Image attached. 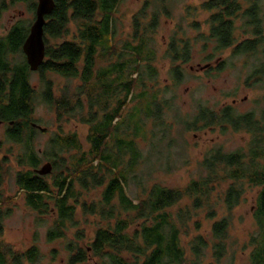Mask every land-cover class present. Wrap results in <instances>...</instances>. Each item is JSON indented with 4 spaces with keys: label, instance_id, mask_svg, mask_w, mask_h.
I'll list each match as a JSON object with an SVG mask.
<instances>
[{
    "label": "trees",
    "instance_id": "1",
    "mask_svg": "<svg viewBox=\"0 0 264 264\" xmlns=\"http://www.w3.org/2000/svg\"><path fill=\"white\" fill-rule=\"evenodd\" d=\"M14 1L28 3L29 11L34 14L35 0ZM53 1L54 8L45 17L43 29L45 57L38 68L43 86L42 102L53 107L58 118H72L76 115L89 118L88 123L91 125L87 141L90 148L83 151L75 134L55 135L49 143L51 153L45 156L52 169L59 171L52 181L55 192L44 176L32 170L19 172L17 185L25 193L26 204L32 210L44 213L46 202H53L57 217L47 233L48 241L64 236L66 224L72 222L75 214L72 202L78 203L81 192L102 188L99 203H92L88 207L83 204L82 210L88 211L90 215L98 214L103 220H114L112 227H99L85 249L67 245L69 256L66 264H84L88 251L101 264H199L202 250L206 248L205 242L200 236L195 238L191 243L192 257L188 259L180 245L179 236L182 227L190 220L192 211L194 213L207 205L211 207V192L218 182H229L222 201L228 212L241 201L245 184L259 189L254 218L261 231V243L252 257L254 263L264 264V108L257 115L253 111L236 113L232 105H226L218 111L198 107L190 125L195 127L201 124L204 127H218L221 132L231 130L249 134L252 138L248 151L239 149L227 153L221 149L213 150L202 160L205 170L203 177L190 181L183 188L153 185L145 192L144 198L134 203L127 196L125 188L128 184L127 174L138 163L140 152L133 139L117 136L127 133L129 127L135 135H139L143 130L144 115L151 119L160 118V102H157L156 93L149 95L150 89L146 84L157 73L151 65L155 54L149 46L148 36V31L152 32L156 25V17L153 16L142 28L143 33L135 34L134 44L125 43L118 50L111 38L113 14L122 0ZM201 9L209 13L205 20L207 35L199 36L204 40L203 48L213 43L214 51L222 52L231 48L233 58H253L247 81L252 80L250 86L262 85L264 0H206L201 4ZM70 23L77 27L76 41L65 39ZM15 30L0 41V80L3 79L9 85L7 105L0 107V111L5 120L11 122L7 124V137L25 148L19 158L20 164L25 162L32 169L37 168L41 160L32 149L37 130L29 123L34 108V90L29 83L30 71L24 61L10 66L3 57L7 52L20 53L27 28L17 27ZM237 31L250 37L237 41ZM60 39L62 41L58 42ZM190 49L188 40H172L169 44L167 54L174 64L170 75L176 83L183 80L179 67L189 61ZM176 63L180 64L177 66ZM46 72L79 79L81 84L75 92H62L59 97H54L52 83L44 79ZM137 88L140 89L139 93L134 91ZM4 92L0 87V97ZM135 100L137 106L122 118L124 107ZM110 135L114 136L115 151L107 146ZM124 155L129 156L127 169L120 170L118 167ZM75 184L80 192H76ZM184 199L191 203L177 210L175 221L167 210ZM122 215L126 217L122 218ZM6 216L5 212L0 211V234L2 218ZM213 217L214 212L210 210L208 218ZM137 222L139 230L129 234L131 223ZM228 227V218L215 221L212 225L217 255H220L223 248ZM38 256L36 246L21 253L5 251L0 244V264H24L25 261L35 264ZM131 258L133 260L130 261Z\"/></svg>",
    "mask_w": 264,
    "mask_h": 264
},
{
    "label": "rangeland",
    "instance_id": "2",
    "mask_svg": "<svg viewBox=\"0 0 264 264\" xmlns=\"http://www.w3.org/2000/svg\"><path fill=\"white\" fill-rule=\"evenodd\" d=\"M205 1L122 0L113 14L111 39L118 50L125 43L134 44L135 34L143 33L142 28L153 16L156 17V25L152 32L148 31V36L149 46L155 54L151 65L157 73L152 80L146 81V84L150 89L149 95L156 93L157 102H160V118L151 119L144 115L143 130L139 135H135L134 130L129 127L127 133L117 136L121 139H133L140 152L138 163L127 174L128 184L125 188L127 196L134 203L144 198L145 192L153 185L183 188L190 181L203 177L205 170L202 160L213 150L221 149L227 153L239 149L248 151L252 138L249 134L231 130L221 132L218 127H204L201 124L195 127L190 125L198 107L204 106L218 111L226 105H232L236 113L253 111L257 115L264 108V80L262 85L257 86H250L252 80L247 81L253 58H233L231 48L222 52L214 51L213 43L203 48L204 40L199 36L207 35L205 20L209 16L208 12L201 9V4ZM27 4L0 0V39L5 37L6 29L13 23L31 25L34 15L29 11ZM76 36L77 27L70 23L65 39L76 41ZM243 37L250 36L236 32L237 41L244 39ZM172 40H188L191 45L189 61L179 67L183 73L180 83H176L170 75L174 64L167 52ZM9 60L19 62L20 56L11 55ZM179 64L176 63L177 66ZM204 66L208 67L201 69ZM44 79L52 83L54 97H59L62 92H75L81 84L79 79L63 77L52 72H46ZM40 80L39 73L30 72L29 82L34 89L32 120L44 128L36 131L32 142V149L41 160L38 169L48 162L45 156L51 153L49 143L55 135L75 134L82 150L88 151L90 145L87 137L91 125L88 123L89 118H81L79 115L58 118L53 107L42 102L43 86ZM134 91L139 93L140 89ZM137 103V100L127 103L121 117L128 116ZM107 146L115 151L114 136L110 135L107 139ZM24 151L21 143L13 142L7 137L5 126L0 127V211L7 214L1 222V247L5 251L23 253L36 246L39 256L35 264H66L69 256L67 245L85 249L93 239L95 231L99 227H112L114 220H103L98 214L90 215L87 210H82L83 204L88 207L92 203H99L102 188L81 192L78 203L72 202L75 214L72 222L66 224L64 236L48 241L47 233L55 223L56 209L51 200L46 202L44 213L32 210L26 204L25 193L17 185V174L31 170L25 162L23 165L19 162ZM128 159V155L122 156L118 169H127ZM58 172L52 169L50 174L44 176L54 192L52 181ZM228 184L229 182L215 183V189L211 192V207L207 205L194 213L192 211L190 220L181 229L180 245L188 259L192 257V241L200 236L205 242L206 248L202 250L199 264H256L252 255L261 243V231L254 218L259 189L245 184L241 201L228 212L222 202ZM74 188L76 192H80L76 184ZM190 203V200L184 199L167 211L176 221L177 210L187 207ZM210 210L214 212L212 219L208 218ZM125 217L122 215V218ZM222 218L229 219V227L223 240V248L220 255H217L214 247L216 241L211 230L213 223ZM139 228L138 222L131 223L128 233L133 234ZM124 255L128 258L127 254ZM24 264L28 263L25 261ZM84 264H101V261L88 251Z\"/></svg>",
    "mask_w": 264,
    "mask_h": 264
},
{
    "label": "water",
    "instance_id": "3",
    "mask_svg": "<svg viewBox=\"0 0 264 264\" xmlns=\"http://www.w3.org/2000/svg\"><path fill=\"white\" fill-rule=\"evenodd\" d=\"M54 8L53 0H37L35 10V20L30 27L29 34L26 37L22 51L26 57L27 65L30 71H36L43 63L45 57V43H44V25L45 17L51 13ZM204 66L201 69L207 68ZM52 171V165L49 162L43 164L35 172L39 176H46Z\"/></svg>",
    "mask_w": 264,
    "mask_h": 264
},
{
    "label": "flooded vegetation",
    "instance_id": "4",
    "mask_svg": "<svg viewBox=\"0 0 264 264\" xmlns=\"http://www.w3.org/2000/svg\"><path fill=\"white\" fill-rule=\"evenodd\" d=\"M11 1V3H17L18 1H14V0H10ZM18 3H22V2H18ZM24 3V2H23ZM36 5H37V1H36ZM35 10H36V6H35ZM35 10H34V20H35ZM34 20H33V22H34ZM33 22L31 23V25L33 24ZM31 25H27V26H23V25H21V23H19V22H16V23H13L9 28H7L6 29V32H5V37L4 38H6V37H8L11 33H12V31L14 30V29H16L17 30V27H24V28H27V32H26V36H25V38H24V40L22 41V44H21V47H20V53H12V52H7V53H4V55H3V57H4V59L6 60V62L7 63H10V66H14V64H17L18 62H15V61H10L9 60V56H20V61L19 62H25V64H27V62H26V57H25V55H24V53H23V51H22V45H23V43H24V41H25V39H26V37L28 36V34H29V30H30V27H31ZM15 30V31H16ZM14 31V32H15ZM44 37V36H43ZM4 38H1L0 39V41L2 40V39H4ZM28 66V65H27ZM29 68V67H28ZM29 71H30V69H29ZM30 72H37L38 73V69L36 70V71H30ZM3 80V79H2ZM2 80H0V83H3V81ZM30 83V82H29ZM8 83L7 84H5V81H4V83L3 84H0V87H1V89L3 88L4 90H5V94L4 95H2L1 97H0V107H2V106H5V105H7V101H8V99H7V97H6V94L7 93H9V89H8ZM31 86V85H30ZM32 87V86H31ZM32 89H33V87H32ZM34 90V89H33ZM5 102V103H4ZM33 114V113H32ZM32 114H31V120H32ZM30 123V125H31V127L34 129V130H44V128H41L38 124H36L33 120L32 121H30L29 122ZM7 124H11V122H7L6 120H5V117L3 116V113L0 111V127H3V126H5V128H6V130H7ZM7 132V131H6ZM7 134V133H6ZM38 168H32L31 170L32 171H34L35 172V170H37Z\"/></svg>",
    "mask_w": 264,
    "mask_h": 264
}]
</instances>
